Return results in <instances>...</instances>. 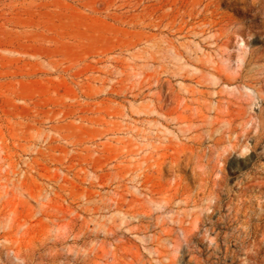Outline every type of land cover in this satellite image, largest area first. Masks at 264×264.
Returning <instances> with one entry per match:
<instances>
[{"label":"rangeland","instance_id":"1","mask_svg":"<svg viewBox=\"0 0 264 264\" xmlns=\"http://www.w3.org/2000/svg\"><path fill=\"white\" fill-rule=\"evenodd\" d=\"M0 264H264V0H0Z\"/></svg>","mask_w":264,"mask_h":264}]
</instances>
